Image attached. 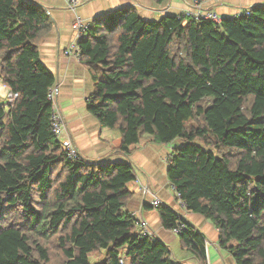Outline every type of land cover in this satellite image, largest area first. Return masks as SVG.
<instances>
[{"label":"trees","instance_id":"16d2710c","mask_svg":"<svg viewBox=\"0 0 264 264\" xmlns=\"http://www.w3.org/2000/svg\"><path fill=\"white\" fill-rule=\"evenodd\" d=\"M242 8L220 23L116 8L90 21L80 62L93 82L89 113L120 134L113 152L179 138L166 175L186 210L211 221L236 264H264V4ZM54 24L41 3L0 0V83L17 93L0 101V264H181L158 236L140 238L125 209L132 162L79 150L72 162L53 135L56 76L38 44ZM157 210L167 229L180 218ZM177 236L208 264L204 233L188 222Z\"/></svg>","mask_w":264,"mask_h":264},{"label":"crops","instance_id":"0c3cea01","mask_svg":"<svg viewBox=\"0 0 264 264\" xmlns=\"http://www.w3.org/2000/svg\"><path fill=\"white\" fill-rule=\"evenodd\" d=\"M30 1L46 6L55 21L52 29L39 41L40 59L56 76L57 100L73 142L80 153L88 160L132 162L136 179L129 184L133 196L127 202L125 209L130 213L137 212L145 219L156 235L168 245L173 260L181 264H198L189 252L181 248L179 237L162 225L158 208H152L148 204L151 196L144 193L145 187L156 194L164 205L206 235L208 264H236L233 256L220 247L218 230L211 221L179 205L176 192L166 175L165 160L178 144V140L175 139L168 144H158L143 138L129 157L113 152V149L120 145V134L117 129L101 126L89 113L87 99L94 88L87 68L71 55L63 53L73 41L71 23L76 14L91 21L116 8L134 6L144 18L159 19L165 14L186 13L191 0H164L161 3L154 0H87L76 11L68 9L65 0ZM257 4H264V0H206L205 8L214 10L221 16H231L242 7ZM7 90L4 86V93Z\"/></svg>","mask_w":264,"mask_h":264},{"label":"built area","instance_id":"2783aa9c","mask_svg":"<svg viewBox=\"0 0 264 264\" xmlns=\"http://www.w3.org/2000/svg\"><path fill=\"white\" fill-rule=\"evenodd\" d=\"M87 0H65L66 6L71 11H76V9ZM206 0H191V4L186 13L195 21H211L215 23H220L224 17L217 14L214 10L205 8ZM218 1V0H212ZM245 8H241L235 14L228 17H237L243 13H246ZM90 27V20H86L81 16L76 14L73 22L71 23V30L74 35L72 43L64 49V54L71 55L77 61H80L81 53L79 49V41L85 36ZM17 93L7 90L5 93V100L12 104L16 99ZM47 98L51 103L50 107V127L53 135L60 142V146L63 149L66 157L72 162H77L80 160V153L73 142V138L69 132L68 125L64 115L60 109L57 100V86L54 85L49 88L47 93ZM171 154H168L166 161L170 158ZM174 188V185H172ZM175 189V188H174ZM145 194H150L151 198L148 200V204L157 209L158 207L164 205L163 201L156 195L149 191L147 187L143 188ZM176 196L181 207L185 208V202L180 199L179 193L176 192ZM132 216L136 219L137 223V233L140 238L149 237L151 239L156 238V233L150 228L148 223L143 217H141L137 212H132ZM179 216V215H178ZM180 217V216H179ZM188 226V221L183 217H180L176 223L169 229L173 234L178 235Z\"/></svg>","mask_w":264,"mask_h":264},{"label":"rangeland","instance_id":"374dc122","mask_svg":"<svg viewBox=\"0 0 264 264\" xmlns=\"http://www.w3.org/2000/svg\"><path fill=\"white\" fill-rule=\"evenodd\" d=\"M3 100H5L4 86L0 83V101H3ZM176 139L178 140V144L176 146H179L181 144V140L179 138H176ZM172 144L175 145L176 143H172ZM103 257H104V252L101 251L96 256H92L90 258V261L92 263L97 262V261H102ZM124 260H125V264H129V260L127 257H125Z\"/></svg>","mask_w":264,"mask_h":264}]
</instances>
